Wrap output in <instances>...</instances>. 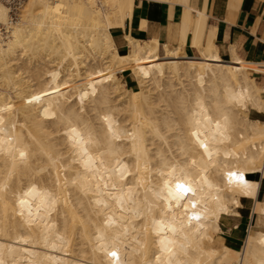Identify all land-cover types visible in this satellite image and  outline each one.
Returning <instances> with one entry per match:
<instances>
[{
	"label": "bare ground",
	"instance_id": "bare-ground-1",
	"mask_svg": "<svg viewBox=\"0 0 264 264\" xmlns=\"http://www.w3.org/2000/svg\"><path fill=\"white\" fill-rule=\"evenodd\" d=\"M133 2L27 0L0 40V264H264V122L247 115L264 87L211 44H196L204 74L156 40L119 54L111 31ZM177 182L192 189L179 200ZM243 199L237 251L218 237Z\"/></svg>",
	"mask_w": 264,
	"mask_h": 264
},
{
	"label": "crops",
	"instance_id": "crops-1",
	"mask_svg": "<svg viewBox=\"0 0 264 264\" xmlns=\"http://www.w3.org/2000/svg\"><path fill=\"white\" fill-rule=\"evenodd\" d=\"M132 11L124 27L111 31L119 54H129L128 36L139 42L156 40L161 46H169L180 56L194 60L198 73L204 74L207 63L196 44L200 42L203 48L211 44L217 47L221 60L234 78H237L235 61H239L256 85L264 87V0H134ZM120 71L119 75L126 72L131 75L129 67ZM254 74L263 77L262 84L252 76ZM125 83L126 88L136 90L135 79H125ZM247 115L250 120L264 122V113L251 109ZM253 203L243 199L238 208L239 217L221 219L222 232L218 239L233 250L242 249Z\"/></svg>",
	"mask_w": 264,
	"mask_h": 264
},
{
	"label": "snow or ice",
	"instance_id": "snow-or-ice-1",
	"mask_svg": "<svg viewBox=\"0 0 264 264\" xmlns=\"http://www.w3.org/2000/svg\"><path fill=\"white\" fill-rule=\"evenodd\" d=\"M32 99L33 100H39L40 97L35 96ZM73 131H75V130H73ZM201 147L204 148L205 151H207L208 146L206 144L201 143ZM226 175H227V179H228L229 183H235L237 185L247 186V181H246L244 173H242V172L237 173L235 171H231V172H228ZM191 192H192V189L190 186H188L187 184H184V183L177 182L175 184V190L174 191L171 187H169L168 195L172 199L179 200V199L183 198L184 196H187ZM20 203L23 204L24 201L22 200V201H20ZM192 206H193V208L196 206L195 201H193ZM200 220H201V216L199 213H193L189 216V221H200ZM172 231H175V229H172ZM109 255L113 258L118 259V254L116 251L110 252Z\"/></svg>",
	"mask_w": 264,
	"mask_h": 264
},
{
	"label": "built area",
	"instance_id": "built-area-1",
	"mask_svg": "<svg viewBox=\"0 0 264 264\" xmlns=\"http://www.w3.org/2000/svg\"><path fill=\"white\" fill-rule=\"evenodd\" d=\"M26 1L27 0H0V5L7 7L9 11V20L7 24L0 25V40L7 39V37L11 34L12 28L19 20V11ZM252 223L253 219L251 216L247 234L249 233Z\"/></svg>",
	"mask_w": 264,
	"mask_h": 264
},
{
	"label": "rangeland",
	"instance_id": "rangeland-1",
	"mask_svg": "<svg viewBox=\"0 0 264 264\" xmlns=\"http://www.w3.org/2000/svg\"><path fill=\"white\" fill-rule=\"evenodd\" d=\"M119 75V74H118ZM121 78H122V83L123 84H125L124 82H125V79H128V80H131L132 78L134 79V77L133 76H131L130 75V73L129 72H126V73H124V74H122V75H119ZM254 78H256L257 79V82L259 83V84H262L263 83V77L262 76H260V75H256V74H254V75H252ZM124 77V78H123ZM138 88H136V90H137ZM240 251V250H239Z\"/></svg>",
	"mask_w": 264,
	"mask_h": 264
},
{
	"label": "clouds",
	"instance_id": "clouds-1",
	"mask_svg": "<svg viewBox=\"0 0 264 264\" xmlns=\"http://www.w3.org/2000/svg\"><path fill=\"white\" fill-rule=\"evenodd\" d=\"M246 178V177H245Z\"/></svg>",
	"mask_w": 264,
	"mask_h": 264
}]
</instances>
